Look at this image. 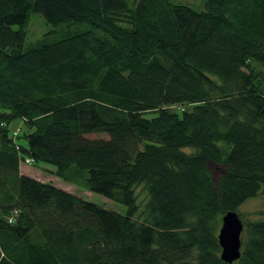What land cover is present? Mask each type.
<instances>
[{"label":"trees","instance_id":"1","mask_svg":"<svg viewBox=\"0 0 264 264\" xmlns=\"http://www.w3.org/2000/svg\"><path fill=\"white\" fill-rule=\"evenodd\" d=\"M31 14L53 30L24 48ZM258 195L264 0H0V264H225L221 217ZM259 214L233 264H264Z\"/></svg>","mask_w":264,"mask_h":264},{"label":"rangeland","instance_id":"2","mask_svg":"<svg viewBox=\"0 0 264 264\" xmlns=\"http://www.w3.org/2000/svg\"><path fill=\"white\" fill-rule=\"evenodd\" d=\"M128 4L132 5L133 0H126ZM173 2H180L183 4H187L195 10H202L204 8V3L206 0H171ZM15 29L17 27H14ZM53 30V28L46 24L44 19L39 14H31L25 34L24 48H26L29 44L34 43L42 38L43 35ZM145 118H153L156 115L154 113H147L144 115ZM10 135L12 136L14 131L19 130V139H16L17 142L22 141L20 139V135L24 130V125L21 120H15L9 127ZM89 139H107L108 136L106 134H91L86 136ZM189 151V149H187ZM21 171L27 177L36 179L41 182L50 183L53 186L75 195L77 197L83 198L87 201L93 202L105 209L112 210L117 213H122L124 211V207L113 201L99 195L92 193L85 189L84 186L74 184L72 182H65L62 179L56 177L52 173L56 171V167L51 164L46 163H38V164H30L25 165L21 163ZM140 206H142L146 201L145 194L138 189ZM264 206V195H258L255 198L249 199L245 201L241 206H239L236 210L237 215L244 223L255 221L257 219H262L263 216H260L259 212L263 210Z\"/></svg>","mask_w":264,"mask_h":264},{"label":"water","instance_id":"3","mask_svg":"<svg viewBox=\"0 0 264 264\" xmlns=\"http://www.w3.org/2000/svg\"><path fill=\"white\" fill-rule=\"evenodd\" d=\"M244 225L236 212L229 211L221 217L218 229L220 259L225 264H233L240 258Z\"/></svg>","mask_w":264,"mask_h":264},{"label":"built area","instance_id":"4","mask_svg":"<svg viewBox=\"0 0 264 264\" xmlns=\"http://www.w3.org/2000/svg\"><path fill=\"white\" fill-rule=\"evenodd\" d=\"M17 132H18V131L13 132V137H15V136L17 135ZM23 163H24L25 165H30V164L33 163V160H31V159H26V160L23 161ZM9 222H10V220H9Z\"/></svg>","mask_w":264,"mask_h":264},{"label":"crops","instance_id":"5","mask_svg":"<svg viewBox=\"0 0 264 264\" xmlns=\"http://www.w3.org/2000/svg\"><path fill=\"white\" fill-rule=\"evenodd\" d=\"M20 168H21V165L19 166V171L21 175H24Z\"/></svg>","mask_w":264,"mask_h":264}]
</instances>
